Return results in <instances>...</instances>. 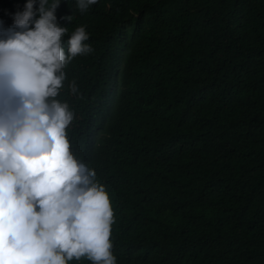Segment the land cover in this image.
<instances>
[{"label":"trees","instance_id":"obj_1","mask_svg":"<svg viewBox=\"0 0 264 264\" xmlns=\"http://www.w3.org/2000/svg\"><path fill=\"white\" fill-rule=\"evenodd\" d=\"M25 3L0 0L4 28ZM56 16L93 49L57 99L109 193L116 264H264V0H61Z\"/></svg>","mask_w":264,"mask_h":264},{"label":"clouds","instance_id":"obj_2","mask_svg":"<svg viewBox=\"0 0 264 264\" xmlns=\"http://www.w3.org/2000/svg\"><path fill=\"white\" fill-rule=\"evenodd\" d=\"M60 4L26 0L11 26L0 21V264H116L109 193L72 152L75 113L57 99L66 66L93 51L85 26L69 34L59 24ZM69 89L78 92L75 80Z\"/></svg>","mask_w":264,"mask_h":264}]
</instances>
